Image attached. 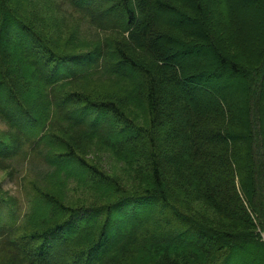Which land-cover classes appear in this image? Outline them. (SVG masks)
<instances>
[{
  "label": "trees",
  "instance_id": "1",
  "mask_svg": "<svg viewBox=\"0 0 264 264\" xmlns=\"http://www.w3.org/2000/svg\"><path fill=\"white\" fill-rule=\"evenodd\" d=\"M245 1L260 10L255 41L235 0H35L33 17L0 0V161L38 160L39 179L89 192L72 201L35 183L24 213L2 200L0 253L16 264H264V0ZM67 16L81 24L63 35ZM80 28L95 41L80 43ZM203 50L207 61L176 60ZM99 81L123 96L87 89ZM63 126L112 151L133 181L87 164Z\"/></svg>",
  "mask_w": 264,
  "mask_h": 264
},
{
  "label": "rangeland",
  "instance_id": "2",
  "mask_svg": "<svg viewBox=\"0 0 264 264\" xmlns=\"http://www.w3.org/2000/svg\"><path fill=\"white\" fill-rule=\"evenodd\" d=\"M3 3L8 4L7 0H1ZM22 10L25 14L30 15L33 17V14H38L39 12V5L34 1H28V0H22ZM32 2V3H31ZM236 5L239 7V15L240 19L243 23V26L246 30V35L249 37L250 41H255L257 38H259L260 33L258 30V25L260 24L259 18H260V10L259 7L256 5H249L245 0H235ZM10 7V4L6 6V9L8 10ZM1 3H0V11H1ZM45 13V12H44ZM47 18H48V13ZM45 19V17H44ZM59 23L62 25V34L68 35V33H71L76 30V27L80 25L81 23L78 22L75 19H72L70 17H66V19L63 18V20H59ZM45 26H49L46 22H44ZM6 31L9 30L8 28L5 29ZM100 37L103 35L100 33ZM98 36V37H99ZM86 42L95 41V34H93V31H90L86 33L83 31L82 28L79 29V36L78 40L81 43V39H85ZM190 56L191 58H199L200 60L204 58L205 61L209 58L210 52L207 50L201 51V53L195 54L189 53L186 54L183 58H177L178 61H184ZM187 57V58H186ZM186 58V59H185ZM199 60V62H200ZM202 62V61H201ZM78 68V67H77ZM237 79H228L227 82L231 84L232 87H235L237 84ZM98 85L89 84L87 86V89H92L95 91L96 94L106 93L109 95H113L115 98H119L120 96H123V89L122 86H116L113 85L107 81H99ZM94 85V86H93ZM123 91L120 93V91ZM223 92L229 91L228 87H223ZM138 93V92H137ZM138 97L139 95L136 94ZM67 127L63 126L60 128V130L65 129ZM6 125L3 124L2 121H0V133L5 132L7 133ZM68 133L65 135H69L68 137H72L74 139L75 143V151L78 153V155L89 165L95 166L100 171H103L105 174L109 175L110 177H114L118 179L122 184L123 182L127 185H129L133 181V177L127 174V169L125 167V164L123 163V160H121L118 156L114 155L112 151H106L103 147L100 146H90L88 143L84 144L79 139L78 136L80 132H76V130L66 129ZM75 135V138H74ZM59 137V136H58ZM131 139H136L135 137H131ZM53 152H50L52 154ZM55 154V153H54ZM53 159L56 164H58L61 167L67 168V170H70L71 172L77 174L79 172L84 173L85 169L80 168V166L69 163L66 159L60 158V157H54ZM52 157V155L50 156ZM42 164L35 160L32 165L30 166L27 162H25L22 159H18V161H14L12 163L9 162H2L0 161V207H2V211L4 212L3 219L6 220L8 218L7 209L8 206L5 202L10 204V206L13 208L16 204L17 208L13 209L14 212L17 210V212L24 213L27 209V196H29V192L31 190V185L37 183L40 184V187L43 186V190L45 191H54L57 195H62V198L69 199L72 201H75L78 197L81 195H85V188L74 186L73 183L70 181L63 179L62 177H56L52 176L50 183L48 184V175H45L42 172V179H39L37 175L41 174ZM71 174V173H70ZM85 176L88 178L89 173H85ZM49 187L51 189H49ZM34 193V192H33ZM87 195L89 192L86 190ZM5 202H3V201ZM156 219H157V215ZM159 216V215H158ZM161 217L164 216V212L160 215ZM22 216L20 217V219ZM171 221V219L166 220ZM146 222V221H145ZM164 222V221H162ZM145 224V223H144ZM144 224L141 225V227L144 226ZM147 224V222H146ZM181 229V225L178 227ZM22 231V228L19 232ZM25 231V229H24ZM28 247H30V244H27ZM30 252V250H29ZM14 256H11L9 254L0 253V264H16L14 261ZM19 264V263H17Z\"/></svg>",
  "mask_w": 264,
  "mask_h": 264
},
{
  "label": "snow or ice",
  "instance_id": "3",
  "mask_svg": "<svg viewBox=\"0 0 264 264\" xmlns=\"http://www.w3.org/2000/svg\"><path fill=\"white\" fill-rule=\"evenodd\" d=\"M3 149H2V147H0V151H2Z\"/></svg>",
  "mask_w": 264,
  "mask_h": 264
}]
</instances>
